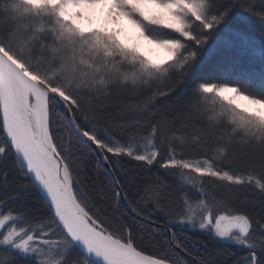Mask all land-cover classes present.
Wrapping results in <instances>:
<instances>
[{
    "label": "snow or ice",
    "instance_id": "obj_1",
    "mask_svg": "<svg viewBox=\"0 0 264 264\" xmlns=\"http://www.w3.org/2000/svg\"><path fill=\"white\" fill-rule=\"evenodd\" d=\"M0 264H264V0H0Z\"/></svg>",
    "mask_w": 264,
    "mask_h": 264
},
{
    "label": "trees",
    "instance_id": "obj_2",
    "mask_svg": "<svg viewBox=\"0 0 264 264\" xmlns=\"http://www.w3.org/2000/svg\"><path fill=\"white\" fill-rule=\"evenodd\" d=\"M254 35H257L256 33H253ZM257 38H258V35H257ZM173 99H176V97H173ZM165 103H171L172 101L171 100H168V99H166L165 101H164ZM86 163L89 165V169L91 168V163H92V161L91 160H88V161H86ZM143 175H150V174H148V173H142ZM160 175L162 176V178L163 179H166V180H168L170 183H172L173 181H172V178L171 177H167V176H164V174H163V172L161 171V173H160ZM89 176H91V181H90V183L92 184V186L95 188V187H97V185L94 183V181H96V176H95V173L94 172H92L91 170H89ZM99 180H100V183H103V180H104V177H103V175H101V177L99 178ZM190 235H191V233H189ZM196 237H194V239H195ZM189 247L190 248H192V244L191 243H189ZM192 251H193V254L194 255H197V254H199V255H203L204 253H203V249H200L199 250V252H197V249L196 248H192ZM186 259H192L191 257H185Z\"/></svg>",
    "mask_w": 264,
    "mask_h": 264
},
{
    "label": "rangeland",
    "instance_id": "obj_3",
    "mask_svg": "<svg viewBox=\"0 0 264 264\" xmlns=\"http://www.w3.org/2000/svg\"><path fill=\"white\" fill-rule=\"evenodd\" d=\"M241 103H246V102H244V101H241Z\"/></svg>",
    "mask_w": 264,
    "mask_h": 264
}]
</instances>
